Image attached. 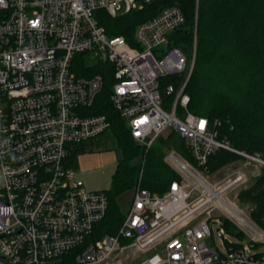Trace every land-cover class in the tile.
Here are the masks:
<instances>
[{"label":"built area","instance_id":"1","mask_svg":"<svg viewBox=\"0 0 264 264\" xmlns=\"http://www.w3.org/2000/svg\"><path fill=\"white\" fill-rule=\"evenodd\" d=\"M157 1L0 0V198L10 203L8 214L0 212L5 264H264L257 250L264 226L227 198L249 175L238 167L211 181L198 170L212 174L203 168L219 149L263 169L264 152L233 147L219 136L220 120L189 110L197 29L189 59L173 44L186 21L178 5L140 22L131 37L111 35L100 22L102 12L117 18ZM96 61L113 68L110 100L133 138L149 148L173 129L191 156L166 154L179 178L163 194L138 185L118 231L102 235L108 194L88 190L70 158L112 127L106 114L92 112L105 86L101 74L90 73L88 63ZM226 219L236 222L243 244L227 237ZM214 222L222 249L213 241Z\"/></svg>","mask_w":264,"mask_h":264},{"label":"trees","instance_id":"2","mask_svg":"<svg viewBox=\"0 0 264 264\" xmlns=\"http://www.w3.org/2000/svg\"><path fill=\"white\" fill-rule=\"evenodd\" d=\"M170 4L181 7L186 17L185 24L174 35L173 44L190 53V59L197 29L196 58L186 86L189 110L212 121L220 120L219 136L227 138L235 148L264 151V0H158L143 10L117 18L102 12L100 22L111 35L131 37L140 22ZM79 70L86 72L85 67L79 66ZM90 73L101 74L105 80L92 112L109 117L116 142L125 154L118 163L112 187L105 190L109 207L99 225L102 235L116 233L124 220L125 213L116 201L122 192L140 185L163 194L179 178L165 161V148L191 156L175 130L168 137L160 136L149 148L140 145L111 103L112 66L100 62ZM170 79L174 78L165 81ZM81 150L79 145L73 149L70 156L73 166ZM139 156H143V162L133 165L132 159ZM239 158L233 151L219 149L210 155L203 169L213 173ZM239 200L253 205V218L264 226V168L249 188L240 191ZM224 226L227 232L240 235L236 226L226 220Z\"/></svg>","mask_w":264,"mask_h":264},{"label":"rangeland","instance_id":"3","mask_svg":"<svg viewBox=\"0 0 264 264\" xmlns=\"http://www.w3.org/2000/svg\"><path fill=\"white\" fill-rule=\"evenodd\" d=\"M121 10L120 12H122ZM190 59V53L187 54ZM100 62H89L88 66H92L90 71L93 70L94 67L99 66ZM113 87V84L111 88ZM172 100L168 97H165L164 106L169 108L172 104ZM179 115H183L182 109L178 111ZM173 132V129H167L162 136L168 137ZM232 145V144H231ZM234 146V145H232ZM79 147L82 148L80 153L78 154V158L76 161L75 169L77 171V178L82 180L88 190H109L112 187L113 176L117 170L118 163L120 160L124 158V151L118 146L114 133L112 130H109L107 134L94 139L89 142H85L80 144ZM235 147V146H234ZM172 149L165 148V154H168ZM264 152V151H262ZM182 157L189 159L182 152H179ZM237 161V160H236ZM232 162L233 164L226 165L225 167L219 169L218 171L213 172L212 174L205 173L203 170L198 169L199 173L205 177H209L211 181L221 180L223 179L227 173L231 172L233 169L240 167V169L244 170L248 175L249 179L245 183L237 186L232 191H230L227 195V198L230 201L237 202V209L247 217L250 221L256 222L259 226H262L260 223L255 221V218L252 216L253 205L249 202H243L241 200H236L235 194L240 193L241 190L249 188L256 179L260 176L262 169L255 167L252 164L245 163L246 161L242 158L238 159V162ZM143 162V156L136 157L132 159V164L137 165ZM137 186H132L129 189L122 192L117 198V205L119 209L126 213L128 207L132 203L133 194ZM227 222L235 225L233 220L226 219ZM220 224L217 222L213 223L214 236L213 241L219 248H223V244L221 242V236L218 232V228H220ZM227 237L233 241L243 244L245 241L239 240V238L233 234L228 232ZM258 251H264V244H261L257 247Z\"/></svg>","mask_w":264,"mask_h":264},{"label":"water","instance_id":"4","mask_svg":"<svg viewBox=\"0 0 264 264\" xmlns=\"http://www.w3.org/2000/svg\"><path fill=\"white\" fill-rule=\"evenodd\" d=\"M9 205H10V203H4L3 200L0 198V212L1 213L8 214L9 213ZM3 257H6V255ZM0 264H5L4 261L1 259V257H0Z\"/></svg>","mask_w":264,"mask_h":264},{"label":"bare ground","instance_id":"5","mask_svg":"<svg viewBox=\"0 0 264 264\" xmlns=\"http://www.w3.org/2000/svg\"><path fill=\"white\" fill-rule=\"evenodd\" d=\"M234 209L238 210L236 206H234Z\"/></svg>","mask_w":264,"mask_h":264}]
</instances>
